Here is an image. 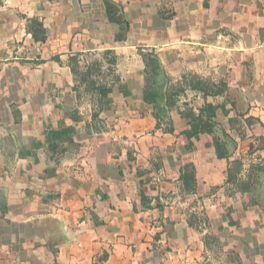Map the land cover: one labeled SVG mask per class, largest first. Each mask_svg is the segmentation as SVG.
Returning a JSON list of instances; mask_svg holds the SVG:
<instances>
[{
    "label": "crops",
    "instance_id": "0c3cea01",
    "mask_svg": "<svg viewBox=\"0 0 264 264\" xmlns=\"http://www.w3.org/2000/svg\"><path fill=\"white\" fill-rule=\"evenodd\" d=\"M0 264H264V0H0Z\"/></svg>",
    "mask_w": 264,
    "mask_h": 264
},
{
    "label": "trees",
    "instance_id": "16d2710c",
    "mask_svg": "<svg viewBox=\"0 0 264 264\" xmlns=\"http://www.w3.org/2000/svg\"><path fill=\"white\" fill-rule=\"evenodd\" d=\"M107 8L110 10L111 6L107 5ZM149 65L152 68V71L155 75H159V62L156 58H151L149 61ZM98 91L104 96L108 93V91L98 89ZM165 99V95L162 90H155L152 92H147L145 96V101L148 104H151L154 106L155 109L159 111V114L156 115V119L159 120V126L160 122L162 120H166V110L165 107H163V102ZM202 119H195L193 125L191 126V131L184 133V135L189 139L192 140L193 138L197 139L199 138V135L204 132H211V125L209 123H204L202 125ZM202 127V128H201ZM173 133V131H172ZM218 144V143H217ZM216 144V146H217ZM216 153L220 159L228 158L229 156L227 153L220 148L218 145L215 147ZM241 170L240 165L238 163H235L233 165L232 169H229L228 171V180L227 183H236L238 180L237 175L239 174ZM180 181L184 185V189L188 194H193L197 187V181H196V175H195V168L193 165H187L184 167L183 171L181 172ZM240 190L247 191L249 190V187L247 185H242L240 187Z\"/></svg>",
    "mask_w": 264,
    "mask_h": 264
},
{
    "label": "rangeland",
    "instance_id": "374dc122",
    "mask_svg": "<svg viewBox=\"0 0 264 264\" xmlns=\"http://www.w3.org/2000/svg\"><path fill=\"white\" fill-rule=\"evenodd\" d=\"M233 187H235V188H236L237 186L234 184V185H233Z\"/></svg>",
    "mask_w": 264,
    "mask_h": 264
}]
</instances>
